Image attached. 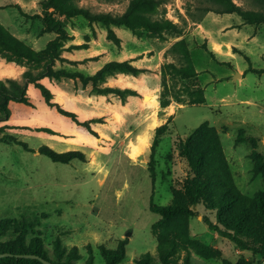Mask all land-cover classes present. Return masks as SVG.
<instances>
[{"label":"rangeland","instance_id":"374dc122","mask_svg":"<svg viewBox=\"0 0 264 264\" xmlns=\"http://www.w3.org/2000/svg\"><path fill=\"white\" fill-rule=\"evenodd\" d=\"M128 1L75 3L93 13L117 15L124 12ZM233 1L243 9L255 8L250 0ZM42 2L0 0V23L34 50L43 49L56 37L43 32L41 19L33 17L41 14ZM165 3L167 18L182 28L179 37L165 32L160 39L142 29L137 36L125 27H112L121 40L119 45L107 39V30L99 23L82 16L54 15L64 23L70 37L63 44L62 60L55 61V69L93 75L108 62L130 61L150 72L137 77L119 73L99 85L138 93L124 103L113 94H98L91 84L83 85L78 79L42 81L64 111L75 113L80 123L90 122L94 134L47 107L33 86L28 88L33 107L9 102V116L0 118V250L36 248L57 262L54 242L58 241L64 256L71 255L70 264H106L100 247L123 249L125 257L118 264H138L145 254L152 256L153 263L161 264L157 246L162 240L177 245L170 264L263 261L260 254L240 250L208 229L206 220L223 227L209 202L192 203L187 197L186 187L192 186L195 176L176 145L202 123L218 127L213 128L220 134L236 186L249 199L264 194V167H255L257 157L264 163V24L249 25L234 13H216V6L206 0ZM180 39L188 45L205 103L187 106L172 102L173 122L159 139L151 180L150 146L156 128L168 116L159 103L157 108L145 105L144 95L155 94L159 86V99L160 69L165 59H155V52H165ZM29 66L25 61L8 62L0 56V70L9 67L14 71L0 76V80H21ZM237 73L239 76L234 77ZM154 118L159 123L153 127ZM24 126L45 127L51 132L21 128ZM140 138H147L149 145L136 161L129 160L130 146ZM43 146L57 153L79 152L83 159L53 162L40 154ZM176 203L187 205L193 215L162 224L158 222L161 215L149 209L150 204ZM260 224L261 233L264 220ZM258 245L254 244L257 249ZM73 248L77 249L76 256Z\"/></svg>","mask_w":264,"mask_h":264},{"label":"trees","instance_id":"16d2710c","mask_svg":"<svg viewBox=\"0 0 264 264\" xmlns=\"http://www.w3.org/2000/svg\"><path fill=\"white\" fill-rule=\"evenodd\" d=\"M216 6V13H234L249 25L264 24V0H250L254 9H243L233 0H206ZM165 0H129L124 12L113 15L111 13H93L89 9L82 8L75 0H43L42 12L34 18H40L43 24V32L54 33L56 37L50 40L41 50H34L22 41L13 37L9 31L0 23V56L6 61H25L30 66L23 72L21 80L7 78L0 80V113L5 119L10 114L9 102H20L28 107H33L29 100L28 88L33 86L39 90L47 107L56 109L59 113L71 117L78 125L83 126L92 134L89 127L90 122L80 123L75 113L64 111L61 106L53 100V93L42 82L44 79H78L83 85L91 84L98 94L117 96L123 103L129 96H138L135 90L114 87H99L106 82L107 78L122 73L137 77L149 73L150 70L138 68L130 61H111L102 66L93 75H85L81 72H71L66 69H55L57 60H62L61 52L63 44L70 39L62 21L55 18V14L72 18L82 16L91 23H99L107 30V39L119 45L121 40L115 34L112 27H125L134 35L140 36L138 30L155 34L160 39L163 33L172 37H179L182 28L173 23L166 16ZM212 10V9H208ZM165 62L160 69V92L159 105L165 109L173 101L187 106H197L205 103L204 89L196 82L197 71L192 63L188 45L184 39L174 42L163 54ZM170 61H167V60ZM173 116L170 115L166 122L157 127L150 146L149 174L151 180L155 176V150L160 137L170 130ZM23 129L35 132H51L50 129L37 126H24ZM238 141V140H237ZM26 147L25 143L17 142ZM179 156L186 159L187 164L195 176L192 186L186 187V195L192 203L206 200L210 208L216 210L218 223L213 224L205 221L208 229L228 239L237 248L251 251L261 255L264 260V231L260 233L264 220V194L259 193L256 198L249 199L241 193L236 186L227 160L225 159L221 139L213 127L206 123L200 124L186 139L179 141L176 145ZM40 154L47 156L53 162L69 163L74 158L83 159L79 152L57 153L47 146L39 149ZM255 167L261 169L264 163L260 157L255 160ZM151 212L161 215L159 223L166 224L178 217L192 216V210L183 204L154 205L150 204ZM258 243L257 249L254 244ZM57 262L51 261L46 253L34 248L24 251L21 248L15 250L1 249L3 253L10 254H32L41 257L51 264H70L71 255L64 256L65 250L58 241L54 242ZM177 249L175 243L162 242L159 240L157 253L161 264H170L172 254ZM101 254L106 264H118L124 259L123 249L112 251L100 247ZM77 249L73 248V256ZM91 254V250L89 249ZM75 254V255H74ZM138 264H155L150 254L142 255ZM0 263L14 264H43L38 259L16 258L14 256L0 257ZM248 264H254L249 262ZM261 264V263H258Z\"/></svg>","mask_w":264,"mask_h":264},{"label":"bare ground","instance_id":"6f19581e","mask_svg":"<svg viewBox=\"0 0 264 264\" xmlns=\"http://www.w3.org/2000/svg\"><path fill=\"white\" fill-rule=\"evenodd\" d=\"M1 68V67H0ZM14 71L7 67L3 70H0V76H5V75H10L13 74ZM144 104L152 107V108H157L158 106V100L155 94L152 93H145L144 95ZM159 123L157 118H154V122L152 123V126H156ZM149 142L147 140V138H140V140L138 141L137 144H133L130 146V150L128 152V156H129V160L132 161H136L140 155L143 154V152L146 150V148L148 147Z\"/></svg>","mask_w":264,"mask_h":264},{"label":"crops","instance_id":"0c3cea01","mask_svg":"<svg viewBox=\"0 0 264 264\" xmlns=\"http://www.w3.org/2000/svg\"><path fill=\"white\" fill-rule=\"evenodd\" d=\"M163 54H164V49L163 50H157L155 52V55H154L155 56V59L156 58L158 59V58H161V57L163 58ZM157 90H159V86H156V88H155V94H157ZM134 97L135 96H129V98H134ZM157 99H158V94H157ZM163 110H165V112H166V114H167L168 117L170 115H172L173 114V106H172V103L169 106H167L165 109H163ZM213 127L218 130V127H216V126H213ZM217 133H219V132L217 131Z\"/></svg>","mask_w":264,"mask_h":264},{"label":"water","instance_id":"95a60500","mask_svg":"<svg viewBox=\"0 0 264 264\" xmlns=\"http://www.w3.org/2000/svg\"><path fill=\"white\" fill-rule=\"evenodd\" d=\"M239 76V74L237 73L234 77H237ZM3 256H14L16 258H19V257H22V258H33V259H38L40 260L43 264H51L50 262L42 259L41 257L37 256V255H32V254H10V253H3L0 255V257H3ZM261 264H264V260L261 262Z\"/></svg>","mask_w":264,"mask_h":264}]
</instances>
